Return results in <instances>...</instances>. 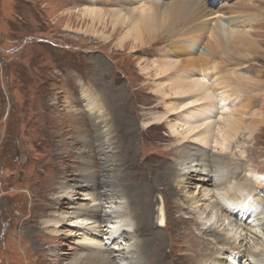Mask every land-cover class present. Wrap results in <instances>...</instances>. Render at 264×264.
<instances>
[{
	"label": "rangeland",
	"instance_id": "rangeland-1",
	"mask_svg": "<svg viewBox=\"0 0 264 264\" xmlns=\"http://www.w3.org/2000/svg\"><path fill=\"white\" fill-rule=\"evenodd\" d=\"M217 2L210 5L217 12L203 23L212 26L220 20L248 32L247 39H236L228 50L215 48L208 26L201 42L191 44L186 30L172 34L157 26L149 35L141 21L123 20L128 7L148 6L141 0H0V264H72L82 250L123 251L128 246L120 233L124 229L136 228V235L143 236L137 234L136 219L127 227L120 222L101 226L72 213L74 206H100L108 213L118 208L94 200L110 170L100 159L101 135L94 124L100 114L92 109L103 99L114 107L120 179L132 199L142 189L144 213L153 206L148 199H154L151 219L158 230L144 238H153L155 248L164 247L161 256L147 254V264H185L187 233L203 235L209 243L206 253L216 252L222 264L264 259V211L253 216L250 211L252 205L264 209V201L256 200L264 198V185L253 192L252 201L238 205L227 203L225 190L211 183L169 175L175 151L169 149L174 141L168 135L190 136V126L200 122L188 114L201 105L192 103L195 93L179 98L180 90L196 79L218 96L211 118L219 117L211 122L213 151L220 149L216 139L224 120L242 118L243 138L234 139L230 150L243 160V173L252 181L264 172V123L251 134L247 129L253 117L264 113V0ZM225 2H231L230 10L219 11ZM86 170L92 184L82 178ZM107 178L114 183V176ZM168 182L174 188L170 194L163 189ZM162 195L168 202L165 222L159 224L155 216ZM192 198L205 208L201 215L194 214L199 205ZM189 213L197 217L194 227L179 220ZM231 217L241 221L242 229H232ZM207 228L212 236H206ZM229 231L222 245L218 239ZM160 233L162 244L156 238ZM231 246L248 251L236 256L238 249Z\"/></svg>",
	"mask_w": 264,
	"mask_h": 264
},
{
	"label": "bare ground",
	"instance_id": "bare-ground-1",
	"mask_svg": "<svg viewBox=\"0 0 264 264\" xmlns=\"http://www.w3.org/2000/svg\"><path fill=\"white\" fill-rule=\"evenodd\" d=\"M141 1L146 2L148 6L143 7L145 4L142 3L139 7L136 8L128 7V10L126 12L121 13L122 19L123 20L127 18L129 19V17H131L141 21L142 26L144 25L148 28L149 35L151 32L157 29L156 28L157 26H161L162 28H165L168 33H172V34L174 33L181 34L186 30V33L188 35L185 38V40H188L189 42H191V44H199L201 42V38L204 36V34H202L201 31L204 30L206 26H208L202 22L203 21L202 19L207 15L216 13L217 10L212 8V6L215 7L218 4L217 0H210V1L209 0H141ZM230 5L231 2H225L219 5L218 9L221 12L223 10H226V12H228L231 8ZM135 27H139V25H135ZM208 29L209 32L211 33V37L215 42V48H220V46H222L224 49L228 50L236 39L238 42H240L242 41V39L248 38V35L246 34L248 32L244 31L245 29H239L235 27L233 28L232 23L230 22L223 24L220 20H218L215 25L208 26ZM202 54L206 56L210 55V53L206 51H202ZM216 58L217 55L211 56L208 62L205 63L204 65L210 64ZM202 61L206 62L207 59L203 58ZM199 80L200 79L198 80L196 79L193 81L195 85L180 90L181 96H179V98H184L192 93H195L193 94V96H196V99L192 103H198L201 105L197 108V110L196 109L189 110L188 114L190 116L189 118H191L192 115L197 121L200 122L195 125L192 124V126H190V131L192 132L190 136H184L185 135L184 134L182 135V137L178 138L174 135H168L169 139L172 142L174 141V143L170 145L171 148L169 149L175 151V155H174L175 164L170 167V172H169L170 178L176 180L179 178L190 179L193 177H197L199 180L205 182L206 184L211 183L216 187H218L219 189L225 190L226 192L225 200L227 201V203L230 202L238 205H244V202H246L248 204L250 201H252V198L255 197L253 192H255V190H257L258 187H262V185H264V172L261 174H257L255 181H252V179L249 176H245V174L243 173V166L241 167V165L243 164V160L241 158L239 159L235 158L233 151L230 150L231 144L234 141V139L238 140L239 138L241 139L243 138L241 137L242 135L239 133L240 125L243 123L242 118L228 117L226 120H224L225 125L223 124V126H220V130H218L220 137L216 139V142L220 146V149L217 152L213 151V148L211 147H213L214 142L212 143L209 142L211 141L210 139L214 135L213 126L211 122L215 121L219 117L213 119L211 118L213 117V115L217 113L214 112L215 111L214 106L216 101L215 99H217L218 96L217 93L215 92V88L209 89V86L206 85L205 82ZM198 84H202V87L196 88L198 87ZM121 91L124 92V90ZM235 91L236 93L237 92L244 93L245 98L248 97L247 93H245L243 90L237 88ZM228 92L231 93L229 88H228ZM178 93L179 92L177 91V94ZM105 100L106 99H103L100 102H95L94 104H92V109L95 110L96 112H99L98 114H100L99 117L98 116L94 117L100 119L99 123L94 121V124L98 128L99 134L101 135L100 138L101 145L99 148L100 157H101L100 159H102L103 165L110 167V170L108 169L109 173L106 176L105 185L103 184L104 187L102 186L103 187L102 189L96 188L97 195L94 200L104 199L109 201L110 203H114L118 208L112 211V213H108L106 210H101L100 206H95L93 208H87V209L85 208L83 209L82 206H74V210L72 211V213L76 215H84L85 216L84 219L94 220V222H98L101 226L105 224L120 222L127 227L133 225V223H135V221L137 220L139 225V226L137 225L138 226L137 234L143 236L140 239V236L136 235L135 232L136 228H134V230H128V228L127 230L121 229L122 231L120 233H122V236H124V239L127 241L126 243H128V246H126V248L123 251H121L120 249L115 250V249H99V248H96L89 252H85L82 250L79 252V256L72 264H147L145 262L146 261L145 256L147 254H149L148 256L151 257L161 256L162 254L160 253H162V249L164 247L161 246L155 248L153 246L154 243L153 238L150 239L144 238V235L146 233L147 234L151 232L155 233L158 230V228L151 219V214L153 213L152 211L155 206L154 199H150V198L148 199V204L153 203L152 204L153 206L151 207V210L148 213H144L142 210V205L146 202V200L143 197L142 189H139L138 192H136V197L132 199L131 196H129L125 183L122 181V179H120L121 176L119 172L122 171V164L119 162L118 159L119 144H118L117 133L115 132L114 118L112 114L114 111V107L111 103V100L108 99L107 101ZM115 111L116 113H118L117 107ZM192 119L193 118H191V120ZM263 123H264V113L262 114L260 113V115H258L257 117L252 118L251 122L247 126V129L251 134V132L256 127L262 126ZM154 154L157 153L154 152ZM162 160L163 161L167 160V158H162ZM235 161H238L239 164H235L234 163ZM110 176L112 177L114 176V183L109 181V178H107ZM82 178L87 184L93 183L92 182L93 179L89 175L88 170L83 172ZM163 189L164 191L167 192V194H170L174 190L171 182H168L167 185L163 187ZM166 198L167 197L163 195L162 197H160V199H162L161 200L162 202L159 204L160 207H159L158 215L155 216V218L158 219L159 224H163V222H165L167 202H168ZM257 199H259L260 201H264V198L258 197L256 198V200ZM191 200L194 201L193 203L195 206L199 205L198 209L194 208L195 210L194 214L201 215L203 212H205V208L203 209V207L200 206L199 204L200 202L199 199L192 198ZM130 203L131 205L133 203L132 209L134 215L136 214L135 215L136 218L133 216L132 214L133 212L131 213L130 211L131 206L129 209ZM186 203H188V201H184L183 206L186 205ZM193 207L194 206H192V208ZM176 208L178 209L179 212L181 211L180 209L181 207L179 208L176 206ZM250 211H251V215L253 216L256 213V211H258V213H261L262 211H264V209L262 205L257 209L255 206L252 205L250 207ZM154 212L156 213V211ZM233 214L236 217H238V215L235 212H233ZM179 220L192 227L198 224L197 217L190 215V213L187 217L184 215L179 216ZM230 224L232 226V229L234 227L242 229V227L244 226L241 223V221L232 217ZM200 228L201 227H199V229ZM205 231H206V236H212V230L210 228L205 229ZM231 232L230 231L227 232L225 236L222 238L219 237L218 241L220 243L224 242V244L222 245H225L227 243V236ZM136 236H138V238ZM185 237L188 239L186 248L187 251L189 250L190 252L187 253L186 257L184 258L186 260V262H184L185 264H194V261L196 260L198 261V264H202V263L205 264L212 261L213 264H222V261L216 257L217 256V254H215L216 252L212 250L206 253V247L207 245H209V243H207V239L203 235L201 236L198 234H193L191 236L190 233H187ZM156 238L160 240L161 244L162 242H164L163 233H160V236ZM209 242L213 243L211 241ZM213 247H215V245ZM230 249L232 250L238 249L236 252L233 251L235 252V254H237L236 256L240 255L239 253H243L246 255V252L248 251L246 249H242V247H237V246H231ZM155 252L157 253L155 254ZM199 257H202V260L199 261L198 260ZM204 259H206L207 262H203ZM229 263H234V262H229ZM253 264H264V259L257 258L253 262Z\"/></svg>",
	"mask_w": 264,
	"mask_h": 264
}]
</instances>
